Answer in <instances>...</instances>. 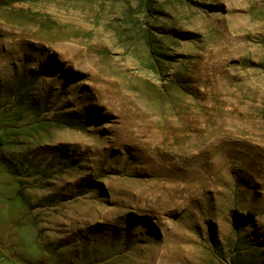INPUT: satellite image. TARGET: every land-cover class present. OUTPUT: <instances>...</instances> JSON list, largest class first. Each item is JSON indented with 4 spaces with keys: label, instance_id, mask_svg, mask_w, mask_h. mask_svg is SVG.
I'll return each mask as SVG.
<instances>
[{
    "label": "rangeland",
    "instance_id": "374dc122",
    "mask_svg": "<svg viewBox=\"0 0 264 264\" xmlns=\"http://www.w3.org/2000/svg\"><path fill=\"white\" fill-rule=\"evenodd\" d=\"M145 4L0 0V264H264V0Z\"/></svg>",
    "mask_w": 264,
    "mask_h": 264
},
{
    "label": "trees",
    "instance_id": "16d2710c",
    "mask_svg": "<svg viewBox=\"0 0 264 264\" xmlns=\"http://www.w3.org/2000/svg\"><path fill=\"white\" fill-rule=\"evenodd\" d=\"M147 0H143L144 4L146 3ZM146 5V4H145ZM150 4H148V7H149Z\"/></svg>",
    "mask_w": 264,
    "mask_h": 264
}]
</instances>
